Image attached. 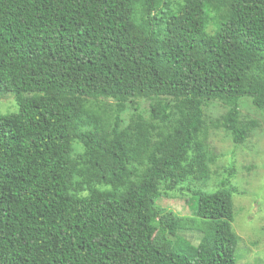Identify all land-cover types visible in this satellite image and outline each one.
<instances>
[{
  "label": "trees",
  "instance_id": "trees-1",
  "mask_svg": "<svg viewBox=\"0 0 264 264\" xmlns=\"http://www.w3.org/2000/svg\"><path fill=\"white\" fill-rule=\"evenodd\" d=\"M6 96L0 264H236L232 169L196 187L210 128L240 145V101L264 111V0H0Z\"/></svg>",
  "mask_w": 264,
  "mask_h": 264
},
{
  "label": "rangeland",
  "instance_id": "rangeland-1",
  "mask_svg": "<svg viewBox=\"0 0 264 264\" xmlns=\"http://www.w3.org/2000/svg\"><path fill=\"white\" fill-rule=\"evenodd\" d=\"M133 107L130 104L125 110L126 118L133 112ZM203 109L209 123L225 112V108L215 100L208 102ZM16 111L17 105L12 96L0 97V114ZM144 115L147 116V113ZM240 117L244 121H257L246 141L240 145L233 143L230 133L223 127L210 128L207 148L214 158L211 164L212 179L209 180V187L196 188L205 193L212 192L232 169L228 180L235 188L232 227L238 236L236 264H264V111H259L249 99L244 98L240 101ZM181 186H184L185 195H191L193 184L184 182ZM180 192L161 196L159 204L179 215L191 213L185 196ZM184 234L194 239L188 230Z\"/></svg>",
  "mask_w": 264,
  "mask_h": 264
}]
</instances>
